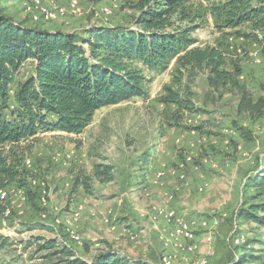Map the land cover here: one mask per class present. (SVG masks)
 <instances>
[{
	"label": "rangeland",
	"instance_id": "1",
	"mask_svg": "<svg viewBox=\"0 0 264 264\" xmlns=\"http://www.w3.org/2000/svg\"><path fill=\"white\" fill-rule=\"evenodd\" d=\"M58 2L65 8L76 2L78 12L67 8L65 18L48 21L32 10V0H0V14L81 37L95 28L130 27L135 16L124 0ZM208 21L192 33L195 46L218 47L226 69L238 64L239 84L264 105L263 35L256 41L220 33ZM237 31L250 33L245 26ZM175 70L173 61L164 72L147 73L144 97L101 108L80 134L47 132L20 144L30 177L26 187L12 184L0 197V264H64L66 253L54 255L63 247L88 263L116 252L145 264H163L165 256L172 264H213L218 246L224 264H264V227L239 219L244 202L264 200L253 201L256 188L248 187L249 177L264 169V108L240 110L239 90H214L205 73L176 83ZM33 73L29 61L12 97ZM168 88L192 101L194 110L162 103ZM106 166L113 168L111 181L96 174ZM169 211L192 224V252H186L189 243L171 237L164 219L152 222ZM49 240L56 246L43 248Z\"/></svg>",
	"mask_w": 264,
	"mask_h": 264
},
{
	"label": "trees",
	"instance_id": "2",
	"mask_svg": "<svg viewBox=\"0 0 264 264\" xmlns=\"http://www.w3.org/2000/svg\"><path fill=\"white\" fill-rule=\"evenodd\" d=\"M124 1L135 12L130 27L95 28L85 37L47 31L0 14V191L12 184L27 185L30 173L20 152L24 151L22 142L47 132L82 133L101 108L144 97L147 73L164 72L173 61L176 83L205 73L214 90L228 86L239 90L240 110L260 113L264 108L261 100L254 102L239 84L238 64L226 69V58L218 47L195 46L197 40L192 37L212 19L220 33L230 31L258 41L259 34L264 37V0ZM243 26L250 33L237 31ZM29 61L34 62V73L18 84L12 97L15 78ZM167 94L162 103L194 110L192 101L179 92L168 88ZM105 169L97 173V168L96 174L107 175L111 181L113 168ZM250 186L256 188L253 201L264 196V169L249 177ZM5 211L3 207L1 213ZM239 217L264 227V200L244 202ZM56 243L49 240L43 248ZM62 253L68 257L64 264H145L116 252L101 253L88 263L67 247L54 255Z\"/></svg>",
	"mask_w": 264,
	"mask_h": 264
},
{
	"label": "bare ground",
	"instance_id": "3",
	"mask_svg": "<svg viewBox=\"0 0 264 264\" xmlns=\"http://www.w3.org/2000/svg\"><path fill=\"white\" fill-rule=\"evenodd\" d=\"M58 1H60V0H32V3H31L33 5L32 10L34 7H35V10H36V8L40 9V11L36 10L37 13L39 12V14L41 15L40 12H42L45 15L46 19H48V21L49 20H52V21L56 20L59 17H61L59 19H62V17L65 18V16H67L69 10L71 13H77L78 12V6L79 5H77L76 2H72V3L70 2L71 4L64 9V8H59V6H61V5ZM48 2L53 4V7L52 8L50 7L51 8L50 10H49V8H48V10H46L44 8V4L48 3ZM45 5H47V4H45ZM29 6H30V3H29ZM48 6H50V5H48ZM46 8H47V6H46ZM35 10H33V11H35ZM106 12H109V11L106 9ZM38 17H35L36 21L39 19ZM160 176H161V174H160ZM181 178L185 179V176L182 175ZM5 195H6L5 191H3V190L0 191V196H5ZM160 218L164 219V221L170 227L172 238H174L176 240L186 239V237L192 239L191 242L188 240H183V241H186L187 243H189V245L186 247V252H192L194 249V245L196 244V233L194 231L192 224H190L187 221L179 220L176 217L174 212H171V213L166 212L164 214L159 213L157 216L152 218V222H157L158 219H160ZM206 224L207 223H204V225H206ZM73 238L76 240H79V238L76 236H73ZM237 242H239V240ZM173 262H174L173 257H171V256H165L163 258V264H172ZM201 264H208V261L204 260V261H202Z\"/></svg>",
	"mask_w": 264,
	"mask_h": 264
},
{
	"label": "crops",
	"instance_id": "4",
	"mask_svg": "<svg viewBox=\"0 0 264 264\" xmlns=\"http://www.w3.org/2000/svg\"><path fill=\"white\" fill-rule=\"evenodd\" d=\"M217 254H218L217 256H218L219 261H217V262L216 261H213V264H224L225 257H223V255L221 257V254H224L223 253V248L221 246H218V252H217Z\"/></svg>",
	"mask_w": 264,
	"mask_h": 264
},
{
	"label": "built area",
	"instance_id": "5",
	"mask_svg": "<svg viewBox=\"0 0 264 264\" xmlns=\"http://www.w3.org/2000/svg\"><path fill=\"white\" fill-rule=\"evenodd\" d=\"M59 8H64L65 9V6H59ZM169 213H171V211H169ZM181 240H188V241H192V239H190V238H188V237H186V239H181Z\"/></svg>",
	"mask_w": 264,
	"mask_h": 264
}]
</instances>
